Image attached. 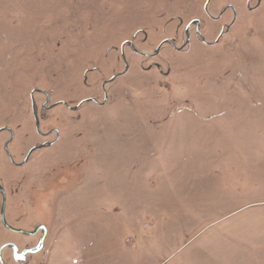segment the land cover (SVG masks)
Returning <instances> with one entry per match:
<instances>
[{"label": "rangeland", "instance_id": "1", "mask_svg": "<svg viewBox=\"0 0 264 264\" xmlns=\"http://www.w3.org/2000/svg\"><path fill=\"white\" fill-rule=\"evenodd\" d=\"M206 2L0 0V264H264V0Z\"/></svg>", "mask_w": 264, "mask_h": 264}, {"label": "flooded vegetation", "instance_id": "2", "mask_svg": "<svg viewBox=\"0 0 264 264\" xmlns=\"http://www.w3.org/2000/svg\"><path fill=\"white\" fill-rule=\"evenodd\" d=\"M259 5L258 4H256L255 5V7L252 9V10H255L257 7H258ZM233 8V7H232ZM231 8V5H227V6H225L223 9H222V11H221V13L219 14V16L218 17H213V19H215V20H219V19H221L222 18V16H223V13H224V11H227V10H231V11H233L234 12V10ZM194 23V25H195V31L198 33V36L199 37H202V35H201V33H200V22L198 21V20H195V22H193ZM229 24H232V23H229ZM202 39V38H201ZM48 97V96H47ZM48 100V98L46 99V101ZM95 102V101H94ZM104 102V101H103ZM103 102H102V105H103ZM106 102V101H105ZM42 108L43 109H46V108H48V107H46V105H44V106H42ZM51 130L48 132V133H46V135L45 136H48V135H51ZM57 133V131H53V133ZM54 140V139H53ZM48 142V141H47ZM51 142V141H50ZM21 165H23V163H18V165L17 166H21ZM33 234L35 235V236H37L38 235V237L40 238V237H45L46 236V228L45 229H43V225H39L37 228H36V230H35V232H33ZM31 235V236H34V235ZM36 244V246L38 247L39 245H40V243H39V239H38V241L35 243ZM13 248L14 249H16V246L15 245H13ZM32 247H30V246H25V247H21V249H20V251H17L16 253H14V257H15V260L16 261H23L24 260V258H23V256H24V254H31L32 253ZM14 251V250H13Z\"/></svg>", "mask_w": 264, "mask_h": 264}, {"label": "water", "instance_id": "3", "mask_svg": "<svg viewBox=\"0 0 264 264\" xmlns=\"http://www.w3.org/2000/svg\"><path fill=\"white\" fill-rule=\"evenodd\" d=\"M209 2V0H207V2H206V4ZM115 77V76H114ZM113 77V78H114ZM33 102V101H32ZM34 117H35V123H36V129H37V131L40 133V129H39V123H38V118H37V115H36V113L34 112ZM4 129H7V130H9L10 131V133H11V136H12V131H11V129L10 128H4ZM11 139H12V137H11ZM10 139V140H11ZM4 149L6 150V146H4ZM0 192L2 193V195H3V199H2V210H1V221H3V215H4V206H5V195H4V190L2 189V188H0Z\"/></svg>", "mask_w": 264, "mask_h": 264}, {"label": "crops", "instance_id": "4", "mask_svg": "<svg viewBox=\"0 0 264 264\" xmlns=\"http://www.w3.org/2000/svg\"><path fill=\"white\" fill-rule=\"evenodd\" d=\"M184 119L183 120H186L187 121V119H189V120H191V119H193V117H183ZM188 120V121H189ZM177 134V133H176ZM176 137H178V136H176ZM176 140H177V138H176ZM178 141V140H177ZM56 234V233H55ZM34 249V253L33 254H42V252H45V251H42V248L41 249H38L37 247H35V248H33ZM45 256H46V252H45ZM37 264H45L44 262H41V263H37ZM79 264V263H78Z\"/></svg>", "mask_w": 264, "mask_h": 264}, {"label": "bare ground", "instance_id": "5", "mask_svg": "<svg viewBox=\"0 0 264 264\" xmlns=\"http://www.w3.org/2000/svg\"><path fill=\"white\" fill-rule=\"evenodd\" d=\"M71 264H74L73 260L71 261Z\"/></svg>", "mask_w": 264, "mask_h": 264}, {"label": "built area", "instance_id": "6", "mask_svg": "<svg viewBox=\"0 0 264 264\" xmlns=\"http://www.w3.org/2000/svg\"><path fill=\"white\" fill-rule=\"evenodd\" d=\"M76 262H77V261H76V260H74V264H76Z\"/></svg>", "mask_w": 264, "mask_h": 264}]
</instances>
